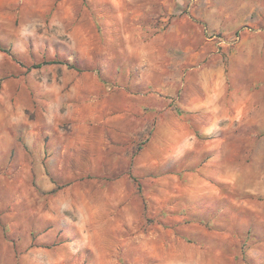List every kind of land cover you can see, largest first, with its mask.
<instances>
[{
    "label": "rangeland",
    "instance_id": "1",
    "mask_svg": "<svg viewBox=\"0 0 264 264\" xmlns=\"http://www.w3.org/2000/svg\"><path fill=\"white\" fill-rule=\"evenodd\" d=\"M0 45V264H264V0H0Z\"/></svg>",
    "mask_w": 264,
    "mask_h": 264
},
{
    "label": "trees",
    "instance_id": "2",
    "mask_svg": "<svg viewBox=\"0 0 264 264\" xmlns=\"http://www.w3.org/2000/svg\"><path fill=\"white\" fill-rule=\"evenodd\" d=\"M0 50L3 51V52H6V53H11L9 49H5L1 45H0ZM44 63L51 64V63H62V62L59 61V60H52V61H47V62H44ZM40 66H41V64H37L34 67H40Z\"/></svg>",
    "mask_w": 264,
    "mask_h": 264
}]
</instances>
